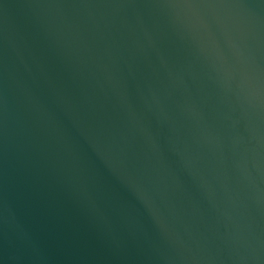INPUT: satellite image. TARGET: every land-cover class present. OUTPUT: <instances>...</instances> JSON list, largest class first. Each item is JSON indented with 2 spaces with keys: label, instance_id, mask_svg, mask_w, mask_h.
<instances>
[{
  "label": "water",
  "instance_id": "1",
  "mask_svg": "<svg viewBox=\"0 0 264 264\" xmlns=\"http://www.w3.org/2000/svg\"><path fill=\"white\" fill-rule=\"evenodd\" d=\"M0 264H264V0H0Z\"/></svg>",
  "mask_w": 264,
  "mask_h": 264
}]
</instances>
